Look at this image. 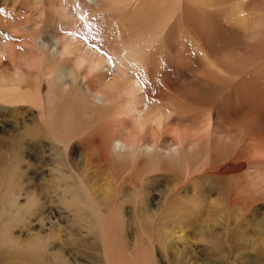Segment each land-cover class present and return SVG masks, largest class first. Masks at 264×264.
<instances>
[{"label":"rangeland","instance_id":"obj_1","mask_svg":"<svg viewBox=\"0 0 264 264\" xmlns=\"http://www.w3.org/2000/svg\"><path fill=\"white\" fill-rule=\"evenodd\" d=\"M44 1L50 8H52L51 5L58 3L56 10L62 8L63 2L66 5L70 4L69 0H60V2L56 0L55 3V0L53 3L50 0ZM79 1V4L85 2V0ZM21 2L18 0L13 6V8H19L14 15L22 16L29 9L31 14L34 12L33 0ZM217 2H220L218 7H221L222 14L207 13L209 19L206 20L201 11L209 8V4L206 8L193 6L187 18L185 16H182L183 18L179 16L181 17L179 18L176 12L173 23L170 26L167 23L163 26L162 35L156 41L158 48L155 46V52L153 51L148 57L149 70L154 74L151 75L154 76V81L164 87L170 95L172 93L175 99L173 101L174 110H176L174 114L177 113L173 118L183 119L184 122L174 124L172 128L180 134L193 133L201 127H199L200 124L205 125L206 122L212 121L208 113L215 106L216 98L212 97L214 100L202 93L196 95L187 93V89L192 84H197L202 79L199 78L201 75L203 77L206 74L204 69L200 68L203 65L201 58L211 61L207 62L210 67L214 61L213 53L210 54L212 57L207 56L206 49L209 46L206 49L200 47L199 34L204 29L208 30L207 43L210 41L214 45L223 43L222 47H219L221 50L218 48L220 50L218 54L222 55L221 57L227 60L230 66H235L233 70L237 75L243 74L241 72L247 67H249V75H264V38L258 39L261 43L260 49L250 48L249 45L247 47L248 41L242 37V33L230 28L223 21V15L227 12L225 6L236 5L246 10L249 21H261L260 25H264V0H217ZM50 8L48 9L51 11L55 10V8L54 10ZM157 9L160 12L168 10L162 7ZM135 14L131 16L135 19H142V14ZM181 20L182 23H180ZM54 22L57 23L55 19ZM144 22L137 23V29H140L142 33L152 25L149 19L145 18ZM57 25L54 24L55 27ZM2 26L0 21V29ZM45 28L44 32L47 35L53 31L47 26ZM64 29L66 30L62 26L61 32H64ZM1 36L4 37L2 32H0ZM180 39L190 43L188 45L190 46L189 53L192 54L191 59H185L186 54L177 56V45H180ZM213 44L210 43L212 48ZM248 48L249 54H245ZM195 56L201 61L199 62ZM173 61L177 66L174 67L175 71L172 66ZM18 69L33 72L31 66L29 65L28 68L23 62ZM9 73L13 72L9 71ZM32 81V79H27L21 86L33 88ZM171 88H173L172 91ZM262 88L264 89V85ZM46 89L44 86L43 94L47 92ZM237 93L236 95L239 96L240 93ZM224 95L228 96L227 93ZM80 96L85 98L83 94ZM251 96L252 93H249V122L253 124L248 130H245L244 124H241L242 120L247 117L248 111L238 109L237 102V105L232 106L235 109L230 110V107L222 106L221 117L224 119H221V125L211 122L210 131L214 134L209 143L204 145L202 143L193 152H180L176 158L159 159L161 170H150L152 160L142 158L141 170L132 177L133 179L128 178L125 181L124 172L127 173L128 170H100L93 154L87 148H83L82 140L85 134L89 137L93 136V128L85 130L83 127L84 111L90 113L86 101L85 104H81L79 101L68 98L65 102V113L58 112L53 122L46 121L45 125L32 124L29 121L30 117L22 114L25 107L23 110L19 109L21 112L18 116L16 112L0 111V264H107L109 256L112 255L114 258L113 256L111 258L116 264H129L132 254L137 257L144 256L147 260L153 258L157 262L163 261L161 252L153 250L149 245V241L153 239L151 227L153 224L145 221L132 222L128 220L126 214L135 204L142 202L156 204L186 184L187 189L180 190L181 195L185 192L187 197L192 198V203L198 205L196 208L201 213L202 226L206 224L211 230L220 232L218 230L223 229L228 223L232 225L231 227H234L237 222L242 223L243 228L249 225L246 229L248 233L246 232L244 238L248 250L235 254L232 260L226 259V262L222 264H264V253L261 248V245H264V231L262 230L264 229V180H256L252 177L254 171H259L264 175V154L262 153L264 152V95H262L263 98L262 96L259 97L260 99L256 98V101L259 100L258 103H253L255 100ZM48 102L49 111L45 108L41 114H38L33 110L32 115L47 118L51 113L50 110L52 111L55 106L54 100L49 99ZM71 114L75 115L71 122H68ZM72 129L75 130L74 133ZM89 131L90 133H87ZM220 139L226 142L219 145ZM246 144L249 147V157L242 154V149ZM233 156H239L241 158L239 161L249 163V177L245 176L243 179V176H239L240 173H238L235 176L238 175L240 179L235 176L231 178L224 176L226 178L217 181V178L206 174L210 172L209 170H220L228 163V158H234ZM153 174L154 176L161 174L166 178L147 179ZM244 174L241 173V175ZM248 178L249 188L244 187V181ZM231 193L239 200L246 196L245 193H249L247 218H243L241 207L238 204L229 206L228 199ZM104 199L117 202L115 211H118L116 214L119 215L112 220L93 216L98 209L104 211L105 207L97 205L98 200L104 201ZM181 235L183 234H178V236ZM185 239H190V236H186ZM176 243L182 245L180 241Z\"/></svg>","mask_w":264,"mask_h":264},{"label":"bare ground","instance_id":"obj_2","mask_svg":"<svg viewBox=\"0 0 264 264\" xmlns=\"http://www.w3.org/2000/svg\"><path fill=\"white\" fill-rule=\"evenodd\" d=\"M17 1L0 0V21L3 25L0 32L4 34V37H0V111L16 112L18 116L20 115L18 113L21 112L19 109L23 110L25 107L22 114L30 117L29 121L32 124L45 125L46 121L52 123L58 112L65 113V102L68 98L79 101L81 104H85L86 101L90 113L84 111L82 122L85 130L93 128V136L89 137L85 134L82 140L83 148H87L93 154L98 169L128 170L127 173L124 172L123 179L125 181L128 178L133 179L132 177L141 170L140 161L142 158H147L152 160L150 170H161L159 159L176 158L183 151L193 152L202 143L204 145L212 140L214 133L212 134L210 131V125L211 122L220 124L221 119H224L221 117L222 106L230 107L231 110L235 109L232 106L239 104L238 109L248 111L247 117L241 123L244 124L245 130H248L253 124V122H249V93H252L251 97L255 100L253 103H258L259 100L256 101V98L264 95L262 88L264 75H249V67L244 68L241 72L243 74L237 75L233 70L235 66H230L227 60L218 54L221 50L219 47H222L223 43L214 45L210 41L214 45L213 48L210 43H207L208 35L206 33L208 30L200 31V47L206 49L209 46L206 53H208V57L213 53L214 61L210 67L207 64L209 61L199 57L203 64L200 68L204 69L206 74L204 73L203 77L200 74L199 78L202 79L197 81V84H192L187 89V93L189 95L202 93L206 97L216 98L215 106L208 113L212 119L211 122H206L205 125L200 124L199 127H201L197 131L187 133V135L180 134L176 129H173L174 124H180L183 121V119L173 118L177 113L174 114L176 110H174L173 101L175 99L172 93L170 95L167 90H164V87L154 81V76H151L154 74L149 70L148 57L153 51L155 52L156 41L162 35L163 26L166 23L169 26L173 23L174 14L177 12L178 17L185 16L187 18L193 6L206 8L209 4V8L201 11L204 20H206L209 19L208 14L212 12V15H220L218 13L223 12L220 11L221 7H218L220 2L217 0H85L84 4H79L78 0H69L70 4L66 5L63 2L62 8L57 10L55 7H58V3L51 5L52 8H50L44 0H33L34 12L31 14L29 9L23 13L24 16L14 15V12L19 9L18 7L13 8ZM50 1L53 3V0ZM60 4L62 5V3ZM161 7L168 8V10L166 12L158 11L157 8ZM48 8L53 10L55 8V10L51 11ZM225 8H227V12L223 15V21L230 28L239 30L238 32L242 33V37L248 43L250 41V44L247 43L246 46L260 49L261 43L258 39L264 38V25H260L261 21H249L246 10L239 6H225ZM57 13L59 15H56ZM133 13L142 14V19H135L134 16H131ZM252 14L255 16L254 13ZM145 18L149 19L152 25L147 30L142 28L145 31L142 33L140 29H137V23L144 22ZM12 19L13 21H11ZM54 19L57 23L54 22ZM251 19L253 18L251 17ZM54 24L58 25L55 27ZM46 26L53 30L48 35L44 32ZM62 26L66 28L64 32L60 30ZM208 39L210 38L208 37ZM180 41V45H177V56L186 54L185 59H191L189 42L183 39ZM246 53L249 54V48L247 51L245 50ZM210 56L212 57V55ZM195 57L199 61L198 57ZM22 62L27 64L28 68L30 65L33 72L19 70L18 67ZM172 66L173 68L177 67L174 61ZM192 68L194 69V67ZM9 71L13 73H9ZM27 79L33 80V88L21 86ZM44 86L47 88V92L43 94ZM237 92L240 93L239 96L236 95ZM224 93H227L228 96H225ZM80 94H83L87 100ZM197 97L199 98V96ZM49 99L55 101L50 115L47 118L41 117V115L34 117L33 110L38 114H41L45 108L49 111ZM74 115L71 114L70 118L67 117V119L69 118L68 122H71ZM205 121L207 120L205 119ZM184 126L187 128L185 124ZM66 128L68 129V127ZM74 131L72 129V133ZM75 135H77L76 132ZM116 142H121L129 149L119 160L115 159L111 153V147ZM222 142H226V140L220 139L219 145ZM248 148L246 144L242 149V154L247 157H249ZM262 153L264 154V152ZM233 157L228 158V163L221 167L222 170H209L210 172L206 174L217 178V181L226 177H234L238 173H240L239 176H243V179L245 176L249 177V163L239 161L241 159L239 156ZM241 173L245 174L241 175ZM252 177L256 180H264V175L259 171H254ZM155 178H166V176L161 174L154 176L153 174L147 179ZM235 178L240 179L238 175ZM248 181L249 178L244 181V187L249 188ZM242 187L240 188L242 189ZM185 189H187V184L156 204L149 202L135 204L132 210L126 214L128 220L132 222L142 223L145 221L153 224L151 226L153 239L149 241V245L153 250L161 252V258L164 261L157 262L153 258L147 260L144 256L137 257L132 254L131 264H222L226 259L232 260L231 258L235 254L248 250L244 238L248 233L246 229L249 228V225L243 228L242 223L237 222L234 227H231L232 225L228 223L223 229L218 230L220 232L211 230L205 223L202 226L201 213L196 208L198 205H194L192 198L187 197L185 192L181 195V191ZM245 195L242 200H239L231 193L228 199L230 207L237 204L241 207L243 218L249 214V193H245ZM97 205L105 208L104 211L95 209L96 211L93 213L95 218L97 215L105 220H112L119 215L116 214L118 211H115L116 201L98 200ZM120 214L123 216L122 213ZM262 230L264 231V229ZM178 234L183 235L178 236ZM186 236H190V239H185ZM177 241L182 242V245H178ZM261 248L264 253V245H261ZM112 256H109L107 264L115 263L114 256L111 258Z\"/></svg>","mask_w":264,"mask_h":264},{"label":"clouds","instance_id":"obj_3","mask_svg":"<svg viewBox=\"0 0 264 264\" xmlns=\"http://www.w3.org/2000/svg\"><path fill=\"white\" fill-rule=\"evenodd\" d=\"M127 151H129V149L121 144V142H116L111 147V153L117 160L122 159Z\"/></svg>","mask_w":264,"mask_h":264}]
</instances>
